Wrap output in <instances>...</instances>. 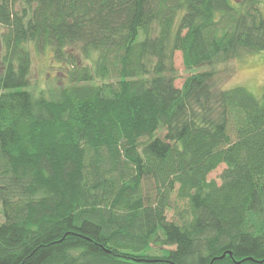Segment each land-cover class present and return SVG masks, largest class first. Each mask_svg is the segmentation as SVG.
<instances>
[{
    "label": "trees",
    "instance_id": "16d2710c",
    "mask_svg": "<svg viewBox=\"0 0 264 264\" xmlns=\"http://www.w3.org/2000/svg\"><path fill=\"white\" fill-rule=\"evenodd\" d=\"M17 1L0 0V264H264V81L176 87L172 65L264 50V0ZM28 43L71 66L50 97L26 89Z\"/></svg>",
    "mask_w": 264,
    "mask_h": 264
},
{
    "label": "rangeland",
    "instance_id": "374dc122",
    "mask_svg": "<svg viewBox=\"0 0 264 264\" xmlns=\"http://www.w3.org/2000/svg\"><path fill=\"white\" fill-rule=\"evenodd\" d=\"M30 7L25 0H18L15 7ZM28 49L31 57V66L28 75V84L26 89L33 94L43 91L45 96L50 97L56 93V90L67 84L68 72L71 69L65 61L60 62L52 56L51 49L37 51L32 43H28ZM72 54H78L77 49L69 50ZM174 84L180 87L185 78L192 73L208 70L213 73L212 82L215 89H228L234 86H242L249 90L254 96L259 97L262 93L264 81V50L258 52L241 51L237 56L226 61L216 62L211 65H203L194 68H185L182 62L180 50L173 51L172 58ZM161 134L160 132L157 133ZM225 168L221 163L207 175L208 180H215L220 183V174ZM184 203H179L182 205ZM174 209H167V219L174 218ZM3 221L0 204V223Z\"/></svg>",
    "mask_w": 264,
    "mask_h": 264
},
{
    "label": "water",
    "instance_id": "95a60500",
    "mask_svg": "<svg viewBox=\"0 0 264 264\" xmlns=\"http://www.w3.org/2000/svg\"><path fill=\"white\" fill-rule=\"evenodd\" d=\"M224 254H225V253L221 254L219 257H223ZM214 258H216V257H213V258L211 259L210 264H211V262H212V260H213Z\"/></svg>",
    "mask_w": 264,
    "mask_h": 264
}]
</instances>
